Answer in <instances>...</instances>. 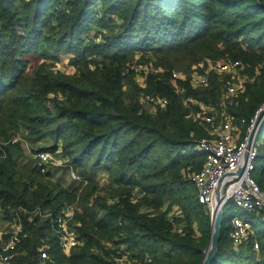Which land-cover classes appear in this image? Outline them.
I'll return each instance as SVG.
<instances>
[{
  "label": "trees",
  "instance_id": "trees-1",
  "mask_svg": "<svg viewBox=\"0 0 264 264\" xmlns=\"http://www.w3.org/2000/svg\"><path fill=\"white\" fill-rule=\"evenodd\" d=\"M32 54L45 60L34 78L26 73ZM61 56H73L75 73L53 70L49 60ZM222 59L260 69L231 109L245 132L264 103V0H0V248L15 224L28 234L12 264H117L125 252L132 264H201L211 217L186 169H202L196 145L207 132L185 98L218 103L222 83L214 73L204 88L178 82L182 98L172 71L179 62L190 68ZM134 62L165 71L143 87ZM144 95L169 104L151 113ZM19 136L50 142L31 156L60 153L83 182L67 188L57 167L43 173L38 159L23 164ZM256 180L264 190V170ZM67 205L75 207L70 226L80 240L69 252L56 233ZM174 207L185 217L174 219L185 223L181 233L170 219ZM230 231L223 221L211 264H264V230L259 254L251 242L235 247Z\"/></svg>",
  "mask_w": 264,
  "mask_h": 264
},
{
  "label": "built area",
  "instance_id": "built-area-1",
  "mask_svg": "<svg viewBox=\"0 0 264 264\" xmlns=\"http://www.w3.org/2000/svg\"><path fill=\"white\" fill-rule=\"evenodd\" d=\"M207 65L206 72L195 71L187 81L181 73H172V89L182 98L186 97V93L178 82H189L193 89H200L210 84L212 73L225 75V79L221 81V100L218 104L221 111L217 117L207 114L206 111L211 110L208 104L192 97L185 98L188 104L197 105L203 109L197 114L202 113L199 118L209 127L208 135L201 138L196 145V150L205 155L203 167L200 171L191 173L189 180L197 189L199 203L207 207L211 218L217 203L218 191L222 198L223 212L228 204L235 205L239 212L231 219L230 238L233 245L239 247L252 238L254 249H258L259 244L256 239L253 219L260 218L264 221V190L261 189L254 174L257 171L256 161L260 157L258 135L264 123V117L261 121L259 119L264 110V103L250 119L244 133H240L239 125H237L235 116L231 114V109L236 105L238 98L245 93L248 85L256 82L260 69H257L255 75L249 79L242 77L245 67L240 61L208 62ZM130 68L136 73L139 71L145 73L146 81L141 84L143 87L146 86L150 75L164 73V70L160 68L155 69L149 64L138 65L137 62H134ZM141 104L144 109L149 107V111L154 110L152 112H155L158 108H165L169 102L166 98L144 95ZM35 157L38 159V165L42 167L43 173L47 170L45 166H55L54 157L48 152L37 153ZM241 170L242 174L239 176L238 173ZM72 179L77 183L83 182L73 172ZM73 208L69 205L65 206L56 219V233L59 236L60 245L66 252L80 245L76 232L70 226L75 210ZM39 214L41 215L42 212ZM51 216L50 213H47L45 217L49 219ZM27 237L28 234L23 232L20 224L13 225L11 236L2 242L0 264H12L19 245ZM120 248L122 251L125 250L124 245ZM47 250L46 247L39 250L42 260L48 259ZM127 254L125 252L122 258H125Z\"/></svg>",
  "mask_w": 264,
  "mask_h": 264
},
{
  "label": "rangeland",
  "instance_id": "rangeland-1",
  "mask_svg": "<svg viewBox=\"0 0 264 264\" xmlns=\"http://www.w3.org/2000/svg\"><path fill=\"white\" fill-rule=\"evenodd\" d=\"M94 34H95V31H92L91 35H94ZM99 41H102V40H99ZM72 57L73 56H61L58 59V61H56V60H49L48 63L55 64L56 67H54L53 70H55V71L60 70L62 72H65L67 74H71L72 75L73 73H75V68L71 65V62H70ZM25 58L29 61L28 65L26 67V73L29 76H31L32 78H34L35 75H36V72L39 70V68L45 62V60L42 57H40L39 55H37V54L27 55V56H25ZM228 60L232 61V59H222V60H218V61L208 60V61L209 62H219L220 63V62H227ZM208 61L201 62L199 65L191 66L192 68L191 67L189 68V66H188L189 64L187 62H179L177 64V66H175V68L173 69L172 72L181 73L182 75H184L186 77V81H187L190 78V75L193 72H195V71H199L201 73L206 72L207 71L206 68L208 67V65H207ZM240 62L245 67L244 73H243L242 77H244V78L247 77L249 79L251 77H253L255 75V73L257 72V69L254 70L253 65H251V64H247V63H244L242 61H240ZM150 63H152V64H149V65H152L155 69H158V67H155L154 66V63L153 62H150ZM211 75H210V77H211ZM215 75L218 76V82H220V83H221L222 79H225V75H223V74L216 73ZM258 78H259V75L257 77L256 82L258 81ZM136 81H137V83L139 85L145 83V81H146L145 73L144 72H141V71L137 72V74H136ZM256 82L253 83V84H250V85L251 86L252 85H255ZM250 85H248V86H250ZM245 93H246V91H245ZM244 94H242L238 98L237 103H236V105L234 107L237 106L239 100L242 99V96ZM220 100H221V97H220ZM219 102L218 103H209V104L207 103L210 106V108H211V110H207L206 111L209 116H212V117H217L218 116V113L221 111L220 108H219V106H218ZM191 106H194V105H191ZM145 110H149V107H148V109H145ZM152 111H154V110H150L151 113H153ZM201 111H203V109L199 108V111L198 112H201ZM194 113L195 112H193L192 114H194ZM200 115H202V113L201 114H196V119L197 120L200 119L199 118ZM236 122H237V120H236ZM237 125H239V124L237 123ZM203 126L206 129V132H207V135H208L209 127L206 124L203 125ZM243 126L244 125H241V126L239 125L240 133L241 132L244 133ZM26 134L27 133H24V135H26ZM25 137H27V135ZM18 138H19V141L20 140H23L24 141L23 142V146L25 148L24 149V154L25 155L21 158V162L23 164H29L30 162H31V164H29V165L34 164V161L37 158H35V156H31V151H34L36 149L46 148V147H48V145L51 144L50 142H46V141H39L36 144H31V143H27L28 142L27 141L28 139L24 138V136H21V137L19 136ZM258 142H259L260 152L262 153V157H261V159H258L256 161L257 171L254 174V177L255 178L260 175V173L262 172V170H264V152H263V147H264V124L262 126V132H261V134L258 135ZM43 152H47V151H42L41 153H43ZM54 160H55V164L54 165H55V167H57V170L55 171L56 180L59 179L62 182V184L65 187H67V188L70 187V186H73L74 184H73V179H72V173L67 168H64L66 162H65V159L62 156V154H60V153L59 154H56L54 156ZM192 172L193 171H191V168H189L188 170L186 169V174H187L186 175V178L188 179V181H190L189 180V176H190V174ZM108 180H109V178L107 176H105L104 177V180L102 181V187L107 186ZM69 207L73 208L74 205H69ZM73 209H75V207ZM172 211H173V215L171 214V216H170L171 218L170 219L174 223V229L178 233H181L184 230V228H185L186 225H185V223H177V222H174V219H181V216L185 219V217L183 216L182 211L179 208H177V207H174L172 209ZM238 212H239V209L237 207H235V205L228 204L225 207V209H224V227H228L230 225L231 219ZM74 216H75V210L73 212L72 218H74ZM253 225H254V230H255L256 239H257V233H259V232H261V231L264 230V221H263V219H260V218H254L253 219ZM8 227H9L8 224L2 225V228H3L2 230L7 232L8 231L7 230ZM245 242H251L252 243L253 240H252V238H250V239H248ZM257 242L259 244V248L258 249H254V250L259 254V251H260V242L258 241V239H257ZM127 256L125 258H122L119 261H116L117 264H132L131 262H129V263L126 262L127 261ZM131 260H134V259L132 258ZM134 261L136 262V260H134ZM258 261H259V256H258Z\"/></svg>",
  "mask_w": 264,
  "mask_h": 264
},
{
  "label": "water",
  "instance_id": "water-1",
  "mask_svg": "<svg viewBox=\"0 0 264 264\" xmlns=\"http://www.w3.org/2000/svg\"><path fill=\"white\" fill-rule=\"evenodd\" d=\"M263 117H264V110L260 114L259 121H261ZM242 170L238 173L239 176L242 174ZM221 203H222V198L220 195V191H218L217 203L211 218V224H212L211 240L209 243V248L206 252V256L201 264H211L212 260L215 258L218 252L219 239L224 221V212Z\"/></svg>",
  "mask_w": 264,
  "mask_h": 264
},
{
  "label": "crops",
  "instance_id": "crops-1",
  "mask_svg": "<svg viewBox=\"0 0 264 264\" xmlns=\"http://www.w3.org/2000/svg\"><path fill=\"white\" fill-rule=\"evenodd\" d=\"M20 141H21L22 143L24 142L23 140H20ZM20 141H19V142H20Z\"/></svg>",
  "mask_w": 264,
  "mask_h": 264
}]
</instances>
